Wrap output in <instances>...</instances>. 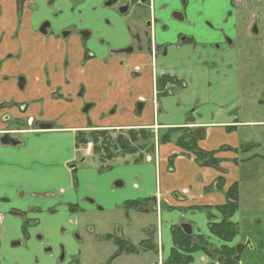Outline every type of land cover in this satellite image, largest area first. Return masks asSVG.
Wrapping results in <instances>:
<instances>
[{"label": "crops", "instance_id": "0c3cea01", "mask_svg": "<svg viewBox=\"0 0 264 264\" xmlns=\"http://www.w3.org/2000/svg\"><path fill=\"white\" fill-rule=\"evenodd\" d=\"M6 17L16 20L13 11L7 13ZM16 28V23L10 27L0 26V34L5 33V47L1 57L5 59L6 55L12 54L7 65L13 68L16 65L14 69L8 66L0 73V105L10 104L1 109L0 130H5L14 120L25 123L30 118L52 124L53 129L21 133V145L16 147L0 142V212L6 215L0 227V247L2 245L6 249L12 240H23V233H26L24 215L15 214V211L27 212L28 219L36 222L28 226L27 233L32 237L41 234L44 246L55 250L63 244L69 254L75 253L83 244L75 240L76 234H80L83 241H86L84 246L87 249L92 246L93 235L97 231L91 225L92 222L97 225L92 216L95 211H119L122 216L114 214V223H124L123 219L126 218L127 227L122 230L117 225L118 232L105 231L99 233L98 237L102 240L103 237L112 236L113 240L117 237L126 248L140 249V244L147 239L148 224H153L158 227L161 239L159 258L166 262L174 247L173 226L183 214L163 210L153 214L138 213L134 208L126 210L127 204L160 202L166 203L169 208L180 205L185 210L190 206L208 205L212 213L216 214L215 207L225 204L229 190L237 185L241 208L236 219L245 222L255 217L253 211L244 212L242 209V179L238 172L243 164L239 157L253 150L254 155L248 157L249 160H254L257 153L264 155V152H259L264 148V142L253 140L254 134L256 136L258 133L253 128L264 127V121L240 120L236 70L229 67L219 54L211 52L210 46L170 50L160 67H168L166 75L176 79L178 84L171 85L173 93L169 96L165 97L160 90L157 103L154 102V77L150 70L146 69L144 74L133 77L130 71L122 69L118 75L120 84L116 88L114 81L117 75L113 74L114 81L105 86V95H99L97 100L90 103L91 108L94 103L98 108L110 110L126 108L130 111V118L120 114V118L115 121L104 122L105 118L100 120L95 117L93 122L78 123L73 115L59 120L45 119L47 111L57 112L59 118L62 111L67 112L72 107L68 103H50L48 84L51 86V82L45 79V66L49 60H56V57H51V51L53 54L60 50L61 43L54 40L45 43L47 40L43 38L37 42L36 36H29V39L21 36L15 40ZM63 47L70 48L71 45L65 44ZM131 60V64L136 61L134 57ZM19 76H25L28 80L24 92L18 88ZM52 76L54 90L72 94L74 99L83 87L81 82L74 87L61 82L58 74ZM111 83L113 85L109 86ZM125 83L131 86V90L127 94L128 103H121L119 97L126 87ZM183 83L186 85L183 86ZM141 98L145 102H140ZM11 102H17L19 107L26 108V112L22 113L21 108L19 111L18 106L11 105ZM80 109L78 112H81ZM248 130H254L253 137L244 145L241 139ZM132 131L138 132L140 136L146 133L141 131L151 135L149 143L140 138L134 144L139 148L132 155L113 148L111 158L106 152L104 155L103 151L97 153L98 156H92L85 153L86 145L77 144V137L81 134L89 136L93 132H108L114 144L117 136L128 138V133ZM178 135L197 139L198 148L203 152H217L224 145L226 152H232L225 154L223 162L213 158L208 165H204L207 161H196L193 155L178 146ZM230 136H234L235 141L228 146L226 141ZM147 144H150L148 148ZM90 156L100 161L98 166L87 159ZM103 157L107 160L103 161ZM101 163L106 164L105 168L101 169ZM223 163L226 165L222 166ZM216 183H223L222 191L216 188ZM132 211L135 213L132 214ZM82 213L86 217L81 216ZM186 214L188 216L184 215L183 218L188 222L197 216L190 212ZM149 216L151 218H147ZM155 218L157 223L154 222ZM200 228L201 235L206 238L211 236L207 229L208 221L203 216ZM41 248V244L31 238L24 247L14 250L15 257L12 254V259L6 263L37 264ZM17 254H23L27 260L17 257ZM129 255L127 253L125 257L118 258L117 264H134L128 262ZM155 259L148 258L147 263Z\"/></svg>", "mask_w": 264, "mask_h": 264}, {"label": "flooded vegetation", "instance_id": "af4514ba", "mask_svg": "<svg viewBox=\"0 0 264 264\" xmlns=\"http://www.w3.org/2000/svg\"><path fill=\"white\" fill-rule=\"evenodd\" d=\"M191 9L190 15L188 11ZM10 11L15 12L16 20L6 17ZM14 23L17 25L15 40L20 39L21 36L27 38L36 36L37 42L43 38L47 40L45 43L54 40L60 42L62 46L71 45L70 48L80 51L83 55L87 53L86 56L93 59L97 58V54L100 56L105 54L104 56L109 60H119L120 68L123 71H130L133 77L144 74L146 69L150 70L154 77L155 103L159 99L160 90L166 97L173 93L171 85L178 84L176 79L166 75L165 70L168 67H160L162 60L169 56L170 50L210 46L211 52L219 54L229 67L235 68L238 74V87L249 89L250 92L261 90L257 103H264V74L258 78L253 71L254 66L256 69L254 59L264 58V0H0V26L10 27ZM186 29L195 31V35H189ZM4 34H0V73L8 66L13 68L7 65L12 54L6 55L5 59L1 57L5 47ZM205 51L210 54L207 49ZM132 57L136 60L134 64H131ZM244 70H248L252 77L244 76ZM17 81L18 88L24 92L28 82L27 77L19 76ZM83 93L85 95L84 87L78 97H82ZM139 101L145 102V99L141 98ZM12 104L18 106V109L21 108L22 113L26 112V108L19 107L17 102H11ZM8 106L10 104L0 105V112L2 107ZM91 107V105L86 106L84 113H88ZM52 129V124L30 118L25 123L14 120L6 130L0 131V134L1 138L9 134L21 145L19 140L23 136L21 133L45 132ZM116 145L115 141L112 146ZM184 150L193 155L196 161L203 163L207 161L204 165L209 164V156L208 159L201 161L197 160L193 152ZM100 151L94 150L93 142L86 144V154L98 156L96 154ZM253 158L262 162L261 169L264 171V155L257 153ZM102 160L107 159L103 157ZM222 186L223 183L220 185L216 183L218 190L222 191ZM148 202L143 201L134 207L127 204L126 210L134 208L138 213L153 214L165 209L164 203L148 204ZM227 202L228 199L225 204L215 207L216 214L212 213L208 205L190 206L186 210L180 205L172 208L166 206L167 212L176 211L183 214L178 221L176 219V225L173 226L174 247L171 254L175 250L174 264H180L183 258H187V264H264V205L253 209L255 217L251 221L242 222L236 219L239 215L237 212L241 208L239 201L237 211L230 217L219 210ZM262 203L264 204V201ZM187 212L196 214V218H188L189 222L186 221L183 216H188ZM14 213L24 215L26 233H23V240H12L10 247L15 250L21 249L31 238H34L42 246L37 264H113L114 261L111 259L114 256L111 255L110 250L98 248L93 243L91 250L82 245L73 254H69L63 244L58 250L44 246V238L41 234L32 237L27 233L28 226L36 223L28 219L27 212ZM201 216L208 221L207 229L211 234L210 237L206 238L199 233ZM5 219L6 215L0 212V227ZM224 221L234 229V234L229 240L219 237L213 231L219 229L218 226H222ZM183 223L191 225L192 235L188 236L183 232L180 227ZM148 226L147 239L140 244L139 250L134 247L133 250L129 249L131 248L129 246L126 248L125 245L119 244L120 238L114 237L113 240L112 236L103 237L104 240L97 237L96 242L114 244L117 248L115 259L125 257V254L129 253L139 259L134 264H168L170 258L166 262H162L159 258L161 239L158 227L153 224ZM114 231L118 232L119 229L115 228ZM179 232L190 239V244L176 246L174 233ZM74 238L80 244L84 243L80 234L74 235ZM147 255L156 259L147 263ZM17 257L26 259L23 254Z\"/></svg>", "mask_w": 264, "mask_h": 264}, {"label": "rangeland", "instance_id": "374dc122", "mask_svg": "<svg viewBox=\"0 0 264 264\" xmlns=\"http://www.w3.org/2000/svg\"><path fill=\"white\" fill-rule=\"evenodd\" d=\"M180 6H182L181 2H180ZM188 13H190L191 15L192 9L189 10ZM185 31L191 36L195 35V31H192L190 29H186ZM59 49L60 50H58L57 52L53 54L51 51V57H56L55 62H53L52 60H49V63L45 66V70H46L45 79L46 81L48 80L51 82V86H48L49 101L50 103H68V104H71L72 107L67 112L62 111V113L59 115V118H58L57 112L50 111L48 113L47 111L48 108L46 107L47 114H46L45 119L54 118L56 120H59V119L64 118V116L73 115L74 120L80 123L82 121L83 122H89V121L93 122L95 120V117L99 118L100 120L105 118L104 122L111 121V120L115 121L117 118H120V114L121 116H128V118H130V115H129L130 111L127 110L126 108L119 109V110L118 109L114 110L112 108L110 110V109H106L105 107L98 108L96 103L93 104L94 107L91 108L88 113H84V109L86 108V106L92 105L90 103H93L95 100H97V97L99 95L101 97L105 95V86L110 81L113 80V74L117 75V77L115 78V83H116L115 88L120 84L118 82V75L121 74L122 69L119 66V60H109L104 56L105 54L101 56L97 54V58L93 59V58L86 56L88 55L87 53L86 55H83L80 51H77L74 48L63 47L62 45L61 47H59ZM254 63L256 65V69L254 66L253 71L258 78H261V76L264 74V58L259 57L257 59H254ZM241 73L242 71L239 73V76L241 75ZM56 74H58V76L60 77L61 82H65L66 84H72L74 87H76L80 82L83 83V87H85L86 89L85 95L83 93L82 97H78V95L81 93L82 88L80 89V91H78L77 96L75 97L76 100L74 99V96L72 94L56 92L53 87L54 81L52 79L53 77L52 75H56ZM243 75L248 78L252 77V74L248 70H244ZM112 85L113 83H111V85L109 86H112ZM125 86L126 87L122 89L120 93V97H119V99L121 100V103H128L127 94L128 92H130L131 86L127 84ZM261 93H262L261 90L259 93H256V92L251 93L249 89L242 88L241 86L239 87L238 109L240 108L239 110L240 120H243V121L251 120V121H260V122L264 121V105L257 103V99H258L257 94L260 95ZM79 107H81L80 109L81 112H78ZM76 112L78 113V115L76 114ZM137 112L138 111H136L135 116L137 115ZM102 113L105 115V117L102 115ZM6 129L7 128H5V130ZM253 129L256 132H258L257 135L255 136L254 134V137H253L252 132H254V130L253 131L248 130L246 134L242 136L243 138L241 139L244 145L250 142L247 140H250L251 137H253V140L255 139L259 140L260 143L264 142V127H258V128H253ZM233 133L234 131L232 132V134ZM19 136L20 135H18V137ZM234 141H235L234 136H230L227 139L226 144L230 146L229 144L230 143L234 144ZM230 152L232 151L226 152V147L224 145L220 147L217 152H212V154H214V158H216L220 162H223L224 161L223 158L225 157V154H228ZM259 152L263 153L264 148H262V150H259ZM103 153L105 155L104 151ZM252 155H254V150L251 153L246 152L242 156L239 157V160H241L243 164L238 174H239V178L242 179L243 195L241 197V200H242L241 204H242V209L244 212L253 211V209L255 210L257 206L260 207L261 205H264L262 203V201H264V171H262L261 169L262 162H260L259 160H256V161L249 160L248 157ZM87 159L95 162L97 166H98V163H100V161L97 158L94 159L91 156L88 157ZM221 165L225 166L226 164L223 163ZM105 166H106L105 163H101V169L105 168ZM198 201L199 200L197 198L196 202ZM164 204H165V209H163V211L167 212V209H166L167 204L166 203ZM84 213H82L81 216L86 217L84 216ZM131 213L134 214L135 211H132ZM114 214L116 215L120 214L122 216V213L119 211L115 213H110L106 211L102 212V210L95 211L92 214V216L96 220L97 225L95 226L93 222L91 223V225L94 227L95 231L97 230L96 234L94 233L93 235V239H92L93 244L97 246L98 248H108L111 252V255L114 256L111 259V261H115L114 264H117L118 261H116L117 259H115V254L117 250L116 246L109 242L107 243L106 242L103 243L104 241L96 242V239L99 233L101 232H105V231L106 232L110 231L109 233L115 232L114 229L116 228L117 225L122 230L127 227L126 218L123 219L124 223H118V224L117 222L114 223V220H113V218H115ZM147 218H151V216ZM154 222L157 223L156 218L154 219ZM88 226L91 228L90 225ZM85 243L86 241H84L82 245H84ZM14 250H15L14 248L10 247V244L6 246V249H4L3 246L1 245L0 264H8L6 262L12 259V254ZM129 256H127L128 262L130 261L138 262L139 261L137 256H133V257H129ZM153 257L154 256L147 255L146 259L148 258L152 259Z\"/></svg>", "mask_w": 264, "mask_h": 264}, {"label": "trees", "instance_id": "16d2710c", "mask_svg": "<svg viewBox=\"0 0 264 264\" xmlns=\"http://www.w3.org/2000/svg\"><path fill=\"white\" fill-rule=\"evenodd\" d=\"M146 132L144 133V135L140 136L138 132H129L128 133V138L124 137V136H118L116 139V143L117 145L115 147H112V141L111 138L108 137V132H100V133H96L93 132L91 133L89 136H87L86 134H81L80 136L77 137V143L78 144H83L86 145L89 142H93L95 145L94 150H96V152H99L100 150H104L108 155H110L109 157L111 158L113 153H112V149L113 148H117V150L119 149L120 151H122V153L124 154H136L138 152V148L139 146H135L134 144H137L140 141V138L144 139L143 141L148 142L151 138V135H148L147 131H141ZM174 132H177L176 130H174ZM180 133V132H178ZM102 137V138H101ZM178 146L193 152L196 156H197V160H205L208 159V156L210 157V161H213L214 159V154L209 153V154H205L203 152L200 151V149L198 148L197 145V139L193 138V137H188L186 135H178ZM153 138V136H152ZM167 138V137H164ZM101 139V141H100ZM110 139V140H109ZM141 139V140H142ZM168 139V138H167ZM188 140V141H186ZM101 144L99 147H96L98 144ZM150 146V144L146 145V148H148ZM101 152V151H100ZM228 202L225 206L219 208V210L226 215L227 217L232 216L238 209V186L235 185L233 186L229 192H228ZM135 204H132V206L134 207ZM219 229H214V234H217L219 237L225 238L227 240H229L231 238V236L234 234V229L233 227L227 222L224 221L222 226H218ZM174 241L176 246L180 245V244H190V239L188 237H186L185 235L181 234V232L179 233H174ZM119 244H123L124 243H119ZM132 249L133 248H129ZM174 252L175 250H173L169 263L168 264H174ZM180 264H187V258H183L182 260H180Z\"/></svg>", "mask_w": 264, "mask_h": 264}, {"label": "water", "instance_id": "95a60500", "mask_svg": "<svg viewBox=\"0 0 264 264\" xmlns=\"http://www.w3.org/2000/svg\"><path fill=\"white\" fill-rule=\"evenodd\" d=\"M21 87V85H20ZM22 88V87H21ZM1 143L7 146H17L19 145V142L16 141L15 139L11 138L9 134L4 135L1 138ZM180 227L182 228L183 232L186 235H192V227L191 225L187 224V223H183L180 225Z\"/></svg>", "mask_w": 264, "mask_h": 264}]
</instances>
